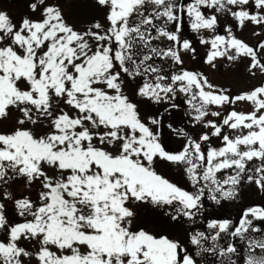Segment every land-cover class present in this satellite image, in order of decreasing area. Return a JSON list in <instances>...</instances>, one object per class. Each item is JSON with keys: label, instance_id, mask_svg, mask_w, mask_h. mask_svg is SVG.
<instances>
[{"label": "snow or ice", "instance_id": "6c2138e0", "mask_svg": "<svg viewBox=\"0 0 264 264\" xmlns=\"http://www.w3.org/2000/svg\"><path fill=\"white\" fill-rule=\"evenodd\" d=\"M83 6L0 9V264H264V199L242 200L264 194V80L198 70L264 76V0Z\"/></svg>", "mask_w": 264, "mask_h": 264}, {"label": "rangeland", "instance_id": "374dc122", "mask_svg": "<svg viewBox=\"0 0 264 264\" xmlns=\"http://www.w3.org/2000/svg\"><path fill=\"white\" fill-rule=\"evenodd\" d=\"M14 3L19 4L17 0H0V9L10 11V8H8V7L10 5L14 4ZM59 3L62 5L63 11L64 12H67L72 17V16H74L76 14L73 13V12H71V11H74V12L78 13L77 15L80 14V12L82 11L81 6H83L84 0H59ZM22 4L26 5V0L22 1ZM84 14H87V16L86 15H83L82 13L79 15V25L86 24L89 16L96 15V13L94 11L89 10V9H87L86 12H84ZM75 21H77V20L74 17H72L69 20L70 23H73ZM185 63H186V65H188L189 67H191L192 61H190L188 57H185ZM242 68L244 69V67H242ZM234 71H242V70H239L237 68H234ZM243 81L246 82L245 79ZM13 115H14L13 112H10L9 113V116H12L13 117ZM0 129H3V128L0 127ZM170 139L172 140V144L175 146V140H174V138L173 137H170ZM158 168L162 172H166V173L169 172V169H168V167L166 165L163 166V164H158ZM172 174L174 175V172ZM12 191H13V189H12ZM31 264H36L34 258H33L32 262H31Z\"/></svg>", "mask_w": 264, "mask_h": 264}, {"label": "flooded vegetation", "instance_id": "af4514ba", "mask_svg": "<svg viewBox=\"0 0 264 264\" xmlns=\"http://www.w3.org/2000/svg\"><path fill=\"white\" fill-rule=\"evenodd\" d=\"M256 29H254L252 26H249V27H246L244 28L243 30H240V29H237L236 31V35L242 39H244L246 42H248L249 44H252V42L254 40H256V37L253 36V31H255ZM250 33V34H248ZM238 65H240V70H242V67L243 65H247L246 63H237ZM223 65L224 66H227V65H231L229 64L226 60L223 62ZM232 68L228 69L227 72H229ZM258 76V79H257V83L256 85L261 82L262 80H264V76H262V74H260L259 72H257L256 76ZM247 76H227V79L224 80V85H225V88H228L233 94L235 92V88L237 87L238 85V82H239V86H241V79L242 78H246ZM250 78H253L254 77L251 75L249 76ZM226 82V84H225ZM239 108H246L245 105L243 104H240L238 105ZM251 166V165H250ZM244 192H246V190H244ZM250 193L254 194V195H257V199L258 201H260L261 199H264L262 198L260 195H258L257 192H252V191H249Z\"/></svg>", "mask_w": 264, "mask_h": 264}, {"label": "trees", "instance_id": "16d2710c", "mask_svg": "<svg viewBox=\"0 0 264 264\" xmlns=\"http://www.w3.org/2000/svg\"><path fill=\"white\" fill-rule=\"evenodd\" d=\"M19 4H12L10 5L8 8H10V14L14 17L16 16H20L22 14H24L26 12V5L22 4V1L24 0H17ZM73 13H75L76 15L72 16L74 17L77 21L73 22L77 25H79V15H77L78 13L74 12V11H71ZM82 13V12H80ZM66 18L68 20H70L72 17L67 13V12H64ZM13 117L12 116H8L7 118H0V127L2 128H6L8 127L11 123H13ZM22 190V186H19V190L18 189H14V192L15 193H19L20 191Z\"/></svg>", "mask_w": 264, "mask_h": 264}]
</instances>
